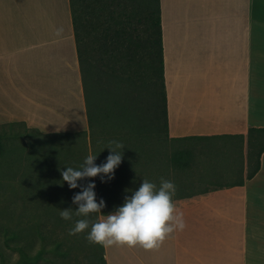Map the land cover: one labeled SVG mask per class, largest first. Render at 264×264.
Masks as SVG:
<instances>
[{"label": "crops", "instance_id": "0c3cea01", "mask_svg": "<svg viewBox=\"0 0 264 264\" xmlns=\"http://www.w3.org/2000/svg\"><path fill=\"white\" fill-rule=\"evenodd\" d=\"M160 5L170 138L247 136L264 126V0ZM27 134L41 139L43 191L40 203L25 196L27 204L75 215L81 188L70 189L61 172L79 169L93 148L71 0H0V136ZM3 152L4 172L15 162L24 170V153ZM244 172L243 183L175 203L186 227L159 250L104 248L107 264H264V152L258 172ZM17 177L0 176L1 190H25ZM77 183H95L99 199L97 177Z\"/></svg>", "mask_w": 264, "mask_h": 264}, {"label": "trees", "instance_id": "16d2710c", "mask_svg": "<svg viewBox=\"0 0 264 264\" xmlns=\"http://www.w3.org/2000/svg\"><path fill=\"white\" fill-rule=\"evenodd\" d=\"M71 3L93 154L97 155L95 164L99 166L106 163L110 154L107 147L111 141L121 142L125 147L122 149V162L114 170V178L109 180L104 176L106 182H102L101 176H97L99 200L102 198L106 204L101 212L109 213L118 208L116 201L122 200L123 196L118 187L127 183L129 177L133 180L139 177L136 159L141 155L143 142L149 136H154L157 143L175 140L170 138L168 131L161 5L160 0H71ZM141 15L145 21L143 33L128 24L136 18L142 19L139 18ZM142 65L147 69L148 84L145 88L151 89V115L147 108L141 107L140 95L134 96L132 93L137 88L134 75ZM215 138L239 139L241 170L244 172L247 167L248 178L258 172L264 152V126H251L247 136L224 134L178 139ZM3 149L0 136V154ZM132 157L134 161L130 162ZM243 181L244 177L241 179L242 183ZM209 194L210 191L204 193ZM201 197L202 194H199L196 199ZM1 240L10 249L20 251L25 258L32 252L24 244L22 236L5 235ZM1 246L0 255L5 260L8 253ZM56 247L58 257L68 254L63 242H58ZM103 259L104 264H107L105 253ZM44 264H48V261Z\"/></svg>", "mask_w": 264, "mask_h": 264}, {"label": "rangeland", "instance_id": "374dc122", "mask_svg": "<svg viewBox=\"0 0 264 264\" xmlns=\"http://www.w3.org/2000/svg\"><path fill=\"white\" fill-rule=\"evenodd\" d=\"M139 18L143 20L136 18L132 23L128 20V24L132 28H138L139 33H143L145 21L143 15ZM134 77L137 88H134L132 93L134 96L140 95L141 107L147 108L151 115L152 100L149 93L151 89L145 88L148 84L146 67L144 65L139 67ZM93 112L96 113L95 109ZM25 137L17 139L14 137L15 139L11 141L3 138V155L7 152L13 155V152L18 151L24 153L27 158L24 159L26 162L24 170L19 168L21 167L19 163L15 165V162L13 167L9 165V172H4L3 159L0 158V176L19 174L17 179H20L21 184L18 188H25V190H1L2 185H0V244L3 245L0 246L8 253L5 260L0 255V264H44L45 261H48V264H104V248L91 244L86 239L90 228L83 233L69 235V230L74 227L77 220L89 219L95 222L99 220V213L90 214L86 218L73 215L71 221H65L60 219V215L50 213L57 207L27 204L25 196L32 199L29 200L30 204L40 203L38 201L43 199V191L38 183L42 166L39 155L41 139L30 134ZM148 139L143 142L141 155L136 159L138 179L133 180L129 177L127 183L118 187L119 193L121 192L123 196L122 200L116 201L118 207L123 205L126 196L130 197L138 190L144 179L154 183L157 188L160 186L161 178L172 181L177 188L173 197L174 202L177 203L187 197H192V200L196 195L244 177L245 172L241 170V142L237 138L169 139L163 143H157L154 136H149ZM131 160L134 161V158L129 159L130 162ZM30 172L32 177L26 176V174L30 175ZM26 183L29 184L30 189L26 188ZM96 199L99 202L97 196ZM5 235L22 236L24 244L29 251L31 248L32 252L30 251L25 258L20 251L10 249L1 240ZM58 242H63L67 248L68 254L65 257L60 258L56 255L55 248ZM47 257L50 259L48 260ZM38 258L40 259L36 262Z\"/></svg>", "mask_w": 264, "mask_h": 264}, {"label": "clouds", "instance_id": "9594fccd", "mask_svg": "<svg viewBox=\"0 0 264 264\" xmlns=\"http://www.w3.org/2000/svg\"><path fill=\"white\" fill-rule=\"evenodd\" d=\"M57 31V35L60 34ZM110 154L106 163L97 166L94 161L97 155L89 154L80 165L79 169L66 167L62 170V181L67 182L70 189L81 188V191L73 196L72 203L78 207L75 216L89 217L90 214L101 213L106 207L105 201L96 199L95 183L86 186L79 185L77 181L86 178H94L98 175L114 178V170L121 164L124 145L118 141H111ZM102 174V175H101ZM175 184L161 178L160 186L144 179L138 190L130 197L126 196L122 206L114 212L95 222L89 219H79L69 235H77L90 228L86 239L91 244H97L107 249L112 246L135 248L145 251H157L166 239L176 230L182 231L185 227L183 212L176 207L173 197L176 195ZM60 216L65 221L73 219V209L67 208L60 211Z\"/></svg>", "mask_w": 264, "mask_h": 264}]
</instances>
